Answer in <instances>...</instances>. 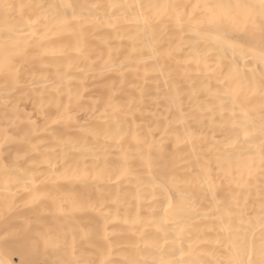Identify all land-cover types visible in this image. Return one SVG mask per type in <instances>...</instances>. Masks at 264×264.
Here are the masks:
<instances>
[{
  "label": "bare ground",
  "instance_id": "bare-ground-1",
  "mask_svg": "<svg viewBox=\"0 0 264 264\" xmlns=\"http://www.w3.org/2000/svg\"><path fill=\"white\" fill-rule=\"evenodd\" d=\"M156 2L0 8V264H258L264 59Z\"/></svg>",
  "mask_w": 264,
  "mask_h": 264
},
{
  "label": "snow or ice",
  "instance_id": "snow-or-ice-1",
  "mask_svg": "<svg viewBox=\"0 0 264 264\" xmlns=\"http://www.w3.org/2000/svg\"><path fill=\"white\" fill-rule=\"evenodd\" d=\"M13 7L7 3V0H0V8L5 11ZM59 7L67 9L73 8V5L62 4ZM147 7L151 11L152 18L158 24L163 23L166 29L174 28L183 32L185 24H194L197 30L207 27L215 31L216 42L224 50L234 51L236 47L247 46L248 51L254 52L257 51L258 46L260 57L264 59V0H235V2L233 0H197L192 4L178 3L177 0H157L156 3H149ZM145 22L147 23V19ZM238 41H245V43L240 44ZM11 63L7 56H0V71L10 68ZM261 86L264 88V80ZM261 164L264 171V147H262ZM248 260L249 264H253L251 255ZM258 264H264V242L261 245Z\"/></svg>",
  "mask_w": 264,
  "mask_h": 264
}]
</instances>
